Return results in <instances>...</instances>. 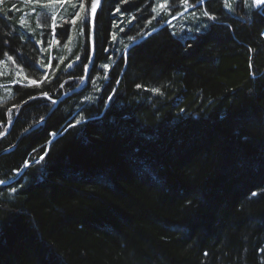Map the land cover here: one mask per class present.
I'll list each match as a JSON object with an SVG mask.
<instances>
[{
    "label": "trees",
    "instance_id": "trees-1",
    "mask_svg": "<svg viewBox=\"0 0 264 264\" xmlns=\"http://www.w3.org/2000/svg\"><path fill=\"white\" fill-rule=\"evenodd\" d=\"M46 2L0 0V264H264V11L101 0L47 116L91 46Z\"/></svg>",
    "mask_w": 264,
    "mask_h": 264
},
{
    "label": "snow or ice",
    "instance_id": "snow-or-ice-1",
    "mask_svg": "<svg viewBox=\"0 0 264 264\" xmlns=\"http://www.w3.org/2000/svg\"><path fill=\"white\" fill-rule=\"evenodd\" d=\"M41 2V0H26V3L29 4H39ZM71 0H47V2L45 4H43V7H50L52 5H56L59 4L61 6L70 3ZM126 2V0H125ZM182 4L187 8L189 6H194V5H189L188 4V0H181ZM198 3H204L205 0H197ZM244 3H247V0H244ZM251 3L253 6L260 8L262 11H264V0H251ZM101 5V0H79L78 3H74L72 4V7L74 9H77L73 14L70 20H66L65 23H71L72 25H76L77 20L81 21V27H80V34L83 35L84 34V29L87 28L88 29V34H87V41L89 42L90 46H91V50L94 52L95 51V44H96V39H97V33H96V15H97V10ZM167 7L166 2L165 3H160L158 5V7H154L152 8L153 12H156L159 14V11L162 9H165ZM224 7L228 8L230 10H232V5L228 2V0H225L224 2ZM117 13L120 12V8L117 7L115 10ZM83 14V15H82ZM204 16L208 17L211 20H215L216 17L210 15L207 11H204L203 13ZM55 15L52 16V20H53V40L50 41V43H59L58 40L55 39ZM134 19V17H133ZM131 22V21H130ZM169 23H171V21H169ZM121 31H123V29H121ZM262 35H264V33H262ZM130 40H132L133 42L135 41V37H129ZM111 40L112 41H116L117 37L115 34L111 35ZM5 43H7V41H5ZM105 51H107V49H104ZM4 55L7 57V60L12 61L13 57L9 56L7 52L4 53ZM80 60V56L77 55L75 57V60L70 62L67 65V68L70 69L73 67V64L76 63L77 61ZM91 62V61H90ZM0 63H3V61H0ZM13 63H15V61H13ZM61 63H63V60H61ZM45 65L43 64V62L41 61V67H44ZM85 71V73H87L88 71V64H82L81 65ZM47 67H51V65H47ZM101 67H103L105 70H107L109 68V64L105 63L103 65H101ZM23 72V68H20V71L17 73L18 75L20 73ZM45 79L47 78L46 76L44 77ZM107 78V77H105ZM81 83L84 82L85 77H80L79 78ZM29 84L32 85H37L38 86V82L34 79H30L28 81ZM39 83H43V80H41ZM93 84H95V80L92 81ZM61 87H63V84L61 85ZM137 87L139 88L140 85H137ZM153 91H157L156 89H154ZM45 97H48V94L45 92L42 94ZM32 99H35L36 97H31ZM50 99V97H49ZM108 100H111L112 97L108 96L107 97ZM52 103H56L55 100L52 101ZM19 107V106H17ZM9 113L11 112V109L8 110ZM80 121H77V124H79ZM47 155V153H45L44 155L40 156V160H44L45 156ZM30 166L28 164L27 161H25V167ZM5 181H0V184H4ZM13 191H15V189H12ZM253 195H255V193H253ZM205 255H207L205 253Z\"/></svg>",
    "mask_w": 264,
    "mask_h": 264
},
{
    "label": "rangeland",
    "instance_id": "rangeland-1",
    "mask_svg": "<svg viewBox=\"0 0 264 264\" xmlns=\"http://www.w3.org/2000/svg\"><path fill=\"white\" fill-rule=\"evenodd\" d=\"M53 9H54V7H53ZM50 11H52V10H50ZM47 17H48V13H47L46 16L44 14H42V13L39 15V21H40V26L41 27H43V25L45 24ZM18 72H19V70L16 68V64L13 63V60L9 61V60H7V57H6L3 60V63H0V80L1 79H3V80L4 79H7V80L9 79L11 81H14V83H16V81H18V79L24 78V74L20 73L18 75L17 74Z\"/></svg>",
    "mask_w": 264,
    "mask_h": 264
},
{
    "label": "water",
    "instance_id": "water-1",
    "mask_svg": "<svg viewBox=\"0 0 264 264\" xmlns=\"http://www.w3.org/2000/svg\"><path fill=\"white\" fill-rule=\"evenodd\" d=\"M93 59H94V52L91 50L90 58H89V62H88V71H87V73H85V76H84V77H85V80H86V77H87V75H88V72H89V70H90V68H91V65H92ZM90 61H91V62H90ZM85 80H84V82H85ZM84 82H83V83H84ZM83 83H81L78 87L74 88L73 90H71V91H69V92H67V93H65V94H63V95H61V96L56 100V103L53 104V107L51 108V110L49 111V113L47 114V116L51 113V111H52V110H53V109H54V108H55V107H56V106H57L62 100H64L66 97L70 96L71 94L77 92V91L81 88V86L83 85ZM43 122H44V119H42L40 122H38L34 127H32V128H30V129H28L27 131L23 132V133L20 135V137L23 136V135H25L27 132L31 131L33 128H36V127H38L39 125H42ZM14 146H15V145H13L12 147H10V148L7 149V150L1 151V152H0V156L3 155V154H5V153L8 152L9 150H12V149L14 148Z\"/></svg>",
    "mask_w": 264,
    "mask_h": 264
}]
</instances>
